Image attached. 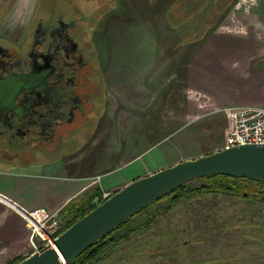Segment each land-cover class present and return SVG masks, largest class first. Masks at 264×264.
I'll use <instances>...</instances> for the list:
<instances>
[{"label":"rangeland","instance_id":"1","mask_svg":"<svg viewBox=\"0 0 264 264\" xmlns=\"http://www.w3.org/2000/svg\"><path fill=\"white\" fill-rule=\"evenodd\" d=\"M33 1L35 2V0H0V34L11 37L13 33L18 35L24 33ZM125 1L129 0H41L39 12L44 14L47 5L55 2L56 9L68 13L67 17L70 18L71 11L72 16L83 19L91 40V58L94 65H98L96 73L98 77L101 76L102 80L104 70L98 63L96 39H98L97 35H99L104 18H107L106 25L111 22L107 34L104 33V38L113 49L115 48L117 54L110 49L112 51L109 53L105 51L101 58L108 63L107 75L110 76L113 71L121 70L118 74L115 73V80L124 81L127 84L126 88L124 86L114 88L113 101L117 103L128 101L129 106L132 104L134 112L123 115H120L119 112L110 113V115H106V119L110 123L106 120V125L101 128L100 123L105 117L108 100L109 89L106 84V88H103L104 102L98 106V110L92 117L93 122L97 124V129L93 133L91 127H87L83 134L90 138L88 143H68L54 156L39 157L35 164H6L7 162H5V165H0V167L5 169L12 167L22 172H33L41 165L58 159L63 156V153L70 151L68 167L71 174H96L97 167L100 168L98 164L100 159L102 161L106 156L109 162L117 164L120 156L102 152L100 158L97 159L98 151H96L88 152L82 160L78 161L77 159L84 155L83 151L88 150L87 146L90 143H100L101 141V143H105L106 134H109V132L106 133V130L110 131L108 141H106L111 143H115V136L119 135L117 130L121 129L124 133L125 139L122 138V143L129 140L132 133L134 136V132L138 131L135 137L138 138L139 148L137 147L136 153L144 151V148H148L150 143L161 140L160 143L163 144V147L158 150L153 149L154 151L150 150L144 155V161L148 163L152 161L154 167L161 164L157 155L164 147L166 153L171 156L169 166L177 164L179 161L184 162L182 160L185 159L191 160L189 158L207 156L220 149L228 128L223 109L230 106L222 107L219 113H213L211 108L199 109L195 102L198 103L200 98L207 101L208 99L204 98L203 93L194 89L195 86L192 81L188 80L187 70L185 72L184 69V66L191 64L196 48L193 43L197 37L187 35L189 31L183 27L176 31L177 35H171V30L163 35L164 26H160L156 31L155 27L148 26L139 15H136L135 19L130 13H126L123 19L114 17L115 14L112 13L116 11V8L117 10L122 7V10L127 8ZM176 12L177 10H173L171 13L173 19L175 18L174 21H171L172 27L183 23V18ZM196 21L199 22L197 24H206V28L216 22L213 20L207 22L205 18ZM117 22H122L120 28L118 30L116 26L117 29L113 27V30L111 26ZM219 24L230 29L236 22L220 19ZM132 25L141 31L139 37L131 35L133 30L129 29L132 28ZM243 26V23L238 25L240 30L244 28ZM200 36L202 37V35ZM151 38L155 42L154 44ZM167 38H169V44ZM208 38L206 37L204 40ZM141 39L150 46V51L148 53L144 51L143 56H140L136 50L137 43H140ZM167 44L168 51L164 50L163 52V46ZM123 55L124 59L132 60L131 71L125 67L122 69L115 67ZM151 56L153 59H150ZM145 64H149L148 67L144 66ZM141 70L143 71L139 74ZM151 70L153 73L151 76L148 75L149 78L154 76L156 78L160 75L159 79H161L164 76L161 81L164 80L165 83L154 85L151 82L149 84V78L145 77V71ZM139 75L145 77L135 83L141 91L135 84H131L137 80ZM134 78L135 80H133ZM138 92L143 97L137 101H133L127 96L133 94L137 96ZM144 95L147 96L144 97ZM124 96L125 98H123ZM154 104L156 105L154 113L148 116L150 106L152 107ZM164 123H166L165 127ZM164 137H166L165 140H163ZM147 138L151 141H146ZM88 163L90 165L84 170ZM132 169L128 168L124 172H131ZM195 185L199 186L200 183L197 182ZM0 203L4 204L1 198ZM163 205H167V201L157 207L160 209ZM157 212V218L151 222L150 226H147L148 220L146 219L148 217L146 214L135 218L129 226L124 228L138 230L131 236V241L110 251L98 264H120L117 261L124 250L138 254L136 259L128 260L127 264H264V204L225 196L205 195L183 201L165 213ZM60 221L63 224L62 219ZM5 262L11 264L14 261Z\"/></svg>","mask_w":264,"mask_h":264},{"label":"crops","instance_id":"2","mask_svg":"<svg viewBox=\"0 0 264 264\" xmlns=\"http://www.w3.org/2000/svg\"><path fill=\"white\" fill-rule=\"evenodd\" d=\"M38 1L32 2V9L28 13L24 30L28 28ZM125 3L128 9L122 10V7L117 10L116 8V11L112 13L115 14L114 17L123 19L126 13H130L133 14L131 16L135 19L137 18L136 15H139L148 26L155 27L156 31L160 26H164L163 35L168 30H171V35H177L176 31L183 27L189 31L187 35L197 37L193 43L196 48L191 64L184 66V69L185 72L187 70L186 76L194 84V89L203 93L204 98L208 99L207 101L200 98L198 103L195 102L199 109L211 108L213 113H219L222 107L226 106H264V0H129ZM173 10H177L179 16L183 18V23L175 27L171 26V21L175 19L171 15ZM204 18L207 22L210 20L216 22L209 28H206V24H197L199 23L196 21L197 19L203 20ZM106 19L104 18L102 22L99 35L96 34L98 38L96 39V46L99 62L104 70L105 88L107 84L109 89L105 115L118 112L120 115L132 114L134 112L133 106L132 104L129 106L128 101L126 103L113 101L114 88L127 87L124 81L115 80V73L118 74L121 70L113 71L110 76L107 75L108 63L101 58L105 51L109 53L114 50V53H116L115 48L113 49L104 38V33L107 34L108 27L111 25V22L109 25L105 24ZM220 19L227 22L233 20L236 24L230 29L224 28L223 24H219ZM120 23L122 22L115 23L111 28L114 30V28L117 29V26L119 30ZM241 23H243L245 29L240 30L238 25H241ZM135 28L132 25V28L129 29L133 30L131 35L139 37L141 31ZM204 37L209 38L204 40ZM167 39L169 44V38ZM151 41L153 42L152 38ZM168 44L163 46V52L164 50L168 51ZM136 50L140 53V56H143L144 51L147 53L150 51V46L141 39L140 43H137ZM124 55L121 56L120 62L116 63L115 67L120 69L125 67L131 71L132 60L129 58L124 59ZM150 59H153V56ZM152 63H154L153 60ZM148 65L145 64L144 66L148 67ZM151 71H145L146 78L152 75L153 71ZM159 76L149 78L148 83L152 82L154 85L165 83L164 80L161 81L164 76L161 79H159ZM145 77L139 75L137 80H135V77L133 79L135 81L131 84L138 83V80ZM136 87L139 90L137 85ZM127 96L133 101L143 97L140 93L137 96L134 94ZM155 107V104L152 107L150 106L148 116L154 113ZM165 124H163L164 127ZM107 132L110 134V131L106 130ZM137 132H134V136H132V133L125 143H122V138H125L121 129L117 130L119 135L115 136V143L107 142L109 134H106L105 139L107 141L105 140V143H90L87 146L88 150L83 151L84 155L77 159L78 161L85 158L88 152L94 153L96 151H98L97 159L100 158L102 152L120 156L117 164L109 162L106 156L102 161L100 159L98 161L100 168L97 167L96 174L93 175L71 174L68 167L70 156H62L43 164L33 172H22L12 167L6 169L0 167V193L29 210L45 208L61 219L60 214L67 205L78 198L84 197L91 190H100V197L93 202L98 204L103 193L114 194L133 181L176 165H168L171 156L166 153L165 147L157 155L159 157L158 161L162 165L154 167L152 161L151 163L144 161V155L150 150L160 149L163 144L160 143L161 140L152 142L148 148H144V151L136 153L139 148L138 138L135 137ZM165 139L166 137L163 138V140ZM149 140L146 139V141ZM224 141L218 151L223 148ZM189 159L193 160L194 158ZM182 161H186V159ZM5 162H7L6 164H12L1 159L0 165H5ZM89 165L90 163L86 165L84 170ZM128 168L133 169L131 172H124ZM1 199L8 202L4 198ZM30 254L29 231L24 220L10 208L0 203V264H6L5 261L25 260ZM137 255V252H126L124 250L119 255L120 258L117 263L127 264L128 260L136 259Z\"/></svg>","mask_w":264,"mask_h":264},{"label":"flooded vegetation","instance_id":"3","mask_svg":"<svg viewBox=\"0 0 264 264\" xmlns=\"http://www.w3.org/2000/svg\"><path fill=\"white\" fill-rule=\"evenodd\" d=\"M40 2L24 33L0 34V159L12 164L88 143L83 134L87 127L95 133L92 117L104 102L105 77L96 73L83 19L55 2L40 14Z\"/></svg>","mask_w":264,"mask_h":264},{"label":"water","instance_id":"4","mask_svg":"<svg viewBox=\"0 0 264 264\" xmlns=\"http://www.w3.org/2000/svg\"><path fill=\"white\" fill-rule=\"evenodd\" d=\"M215 175L264 183V146L217 151L133 181L64 231L54 247L34 253L19 264H72L98 239L157 199L194 180Z\"/></svg>","mask_w":264,"mask_h":264},{"label":"trees","instance_id":"5","mask_svg":"<svg viewBox=\"0 0 264 264\" xmlns=\"http://www.w3.org/2000/svg\"><path fill=\"white\" fill-rule=\"evenodd\" d=\"M197 182L200 183L199 186L195 185ZM100 195V190H91L84 197L78 198L67 205L60 214L63 221L64 231L71 228L76 222L93 211L100 204V202L98 205L93 203L96 198L100 197ZM205 195L215 197L225 196L264 204V183L223 175L202 177L194 180L157 199L146 208L138 211L120 223L109 233L98 239L92 246L80 253L74 259L72 264H98L109 254L110 251L123 243L130 242L131 236L138 230L134 228H124L129 226V224H131L138 216L146 214V217H148L146 219L148 220L147 226H150L151 222L155 221L157 218V211L165 213L183 201ZM165 201H167V205H163V207L159 209L157 205ZM22 261L23 259L18 260L17 262L14 261L11 264H19Z\"/></svg>","mask_w":264,"mask_h":264},{"label":"built area","instance_id":"6","mask_svg":"<svg viewBox=\"0 0 264 264\" xmlns=\"http://www.w3.org/2000/svg\"><path fill=\"white\" fill-rule=\"evenodd\" d=\"M223 113L228 122L223 150L247 145L264 146V106H230L223 109ZM111 195L103 193L100 203ZM0 198L9 200L8 208L24 220L29 231L30 256L54 247V242L64 231L58 217L45 208L29 210L1 193Z\"/></svg>","mask_w":264,"mask_h":264},{"label":"bare ground","instance_id":"7","mask_svg":"<svg viewBox=\"0 0 264 264\" xmlns=\"http://www.w3.org/2000/svg\"><path fill=\"white\" fill-rule=\"evenodd\" d=\"M5 196V195H4ZM7 197V196H6ZM9 201V200H8ZM13 201V200H12ZM11 202V201H10ZM15 202V201H14ZM4 204H7L6 206L9 207L8 203L4 201Z\"/></svg>","mask_w":264,"mask_h":264}]
</instances>
